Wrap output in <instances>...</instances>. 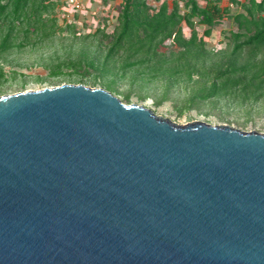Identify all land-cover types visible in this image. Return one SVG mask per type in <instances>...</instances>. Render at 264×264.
<instances>
[{"label": "water", "instance_id": "obj_1", "mask_svg": "<svg viewBox=\"0 0 264 264\" xmlns=\"http://www.w3.org/2000/svg\"><path fill=\"white\" fill-rule=\"evenodd\" d=\"M0 264H264V134L83 84L1 96Z\"/></svg>", "mask_w": 264, "mask_h": 264}, {"label": "trees", "instance_id": "obj_2", "mask_svg": "<svg viewBox=\"0 0 264 264\" xmlns=\"http://www.w3.org/2000/svg\"><path fill=\"white\" fill-rule=\"evenodd\" d=\"M181 1L163 2L152 13L146 0H126L119 25L106 35V53L87 63L103 77H111L104 83L105 90L112 92L118 80L155 92L182 86L189 90L182 100L191 105L187 108L197 102L227 101L264 110V0H230L224 9L221 0H210L206 7L199 0H188L184 13ZM61 6L63 0H0V54L53 42L64 31ZM232 7L240 10L234 12ZM232 18L238 31L232 33L227 47L209 50L203 37H211L217 25ZM184 25L191 30L190 38L184 35ZM197 26L206 27L203 37ZM98 31L85 38L97 41L105 33ZM103 46L101 42L98 48ZM60 75L54 72L52 77ZM83 79L76 84H83ZM163 99L156 104L161 105Z\"/></svg>", "mask_w": 264, "mask_h": 264}, {"label": "rangeland", "instance_id": "obj_3", "mask_svg": "<svg viewBox=\"0 0 264 264\" xmlns=\"http://www.w3.org/2000/svg\"><path fill=\"white\" fill-rule=\"evenodd\" d=\"M155 12L163 2L173 0H146ZM210 0H199L202 7H206ZM216 1V0H213ZM245 1V0H240ZM261 1V0H258ZM126 0H87L86 11L70 19L63 18L60 9V25L64 29L59 32L56 39L42 48L27 47L12 49L0 54V97L39 91L45 88L59 87L72 82L74 85L83 78V85L90 88L105 89V84L111 77H103L102 72L90 67L87 63L94 58L105 54L104 47L119 25V16L123 11ZM188 0L181 1L180 9L184 13ZM221 8L230 6V0H221ZM236 12L240 9L232 7ZM65 21V22H63ZM73 24V29L70 25ZM184 35L191 37V30L184 25ZM98 30L105 33L99 35L97 41L86 36H93ZM199 34L203 37L206 27L197 26ZM238 31V26L232 19H225L217 25L211 37H203L209 50L214 52L223 50L231 41L232 33ZM104 42L101 49L99 44ZM54 72L61 73L59 77H52ZM115 89L111 92L126 105L137 104L154 111L158 116L169 118L179 125L200 121L212 126L227 124L245 132H259L264 134V110L248 104L239 105L238 102L211 101L192 104L187 108L182 100L189 94V90L180 87L170 89L161 87L159 91L144 87H131L126 80H118ZM167 92V95L165 93ZM131 94L127 100L126 95ZM163 95L166 96L163 99ZM147 97L146 99H144ZM164 100L161 105L156 100ZM247 122V123H246Z\"/></svg>", "mask_w": 264, "mask_h": 264}, {"label": "built area", "instance_id": "obj_4", "mask_svg": "<svg viewBox=\"0 0 264 264\" xmlns=\"http://www.w3.org/2000/svg\"><path fill=\"white\" fill-rule=\"evenodd\" d=\"M87 0H63V18L70 19L76 15L85 13Z\"/></svg>", "mask_w": 264, "mask_h": 264}]
</instances>
